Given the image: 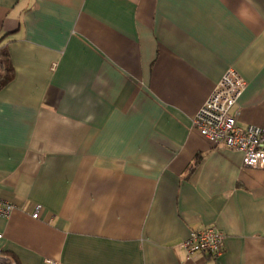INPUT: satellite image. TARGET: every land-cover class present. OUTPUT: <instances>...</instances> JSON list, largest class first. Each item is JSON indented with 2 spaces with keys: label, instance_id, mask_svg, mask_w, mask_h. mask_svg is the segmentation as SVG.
<instances>
[{
  "label": "crops",
  "instance_id": "crops-1",
  "mask_svg": "<svg viewBox=\"0 0 264 264\" xmlns=\"http://www.w3.org/2000/svg\"><path fill=\"white\" fill-rule=\"evenodd\" d=\"M1 47L0 264H264V168L192 125L233 68L264 126V0H0Z\"/></svg>",
  "mask_w": 264,
  "mask_h": 264
},
{
  "label": "built area",
  "instance_id": "built-area-1",
  "mask_svg": "<svg viewBox=\"0 0 264 264\" xmlns=\"http://www.w3.org/2000/svg\"><path fill=\"white\" fill-rule=\"evenodd\" d=\"M246 85L245 79L233 68L224 71L210 95L192 118L199 134L213 144H222L241 153V165L264 168V126L240 125L237 121V98ZM17 206L0 198V217H7ZM41 206L31 214L38 218ZM2 233L0 232V240ZM224 233L214 226L193 230L181 243L187 254L207 253L212 257L224 251ZM2 248L0 246V254Z\"/></svg>",
  "mask_w": 264,
  "mask_h": 264
},
{
  "label": "trees",
  "instance_id": "trees-1",
  "mask_svg": "<svg viewBox=\"0 0 264 264\" xmlns=\"http://www.w3.org/2000/svg\"><path fill=\"white\" fill-rule=\"evenodd\" d=\"M6 47L0 48V89L5 86L13 76V68L8 58Z\"/></svg>",
  "mask_w": 264,
  "mask_h": 264
}]
</instances>
